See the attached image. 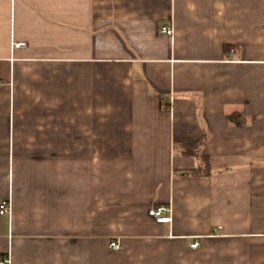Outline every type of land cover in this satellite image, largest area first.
Returning a JSON list of instances; mask_svg holds the SVG:
<instances>
[{
  "label": "crops",
  "instance_id": "1",
  "mask_svg": "<svg viewBox=\"0 0 264 264\" xmlns=\"http://www.w3.org/2000/svg\"><path fill=\"white\" fill-rule=\"evenodd\" d=\"M8 199L0 262L264 264V0H0Z\"/></svg>",
  "mask_w": 264,
  "mask_h": 264
},
{
  "label": "built area",
  "instance_id": "2",
  "mask_svg": "<svg viewBox=\"0 0 264 264\" xmlns=\"http://www.w3.org/2000/svg\"><path fill=\"white\" fill-rule=\"evenodd\" d=\"M162 33L168 35V36H173L174 30L172 27H163L162 28ZM23 46L22 44H17L16 47H21ZM169 208L167 207H158L153 209L150 212V218L154 223H159V224H166L171 222V217L166 216L165 214L169 213ZM11 213V203L10 199L3 201L0 204V215H10ZM110 249L114 251L120 250L121 243L119 240H114L110 243ZM199 247V243L195 242L191 245V248L196 249ZM0 264H11L9 258H6L0 262Z\"/></svg>",
  "mask_w": 264,
  "mask_h": 264
},
{
  "label": "trees",
  "instance_id": "3",
  "mask_svg": "<svg viewBox=\"0 0 264 264\" xmlns=\"http://www.w3.org/2000/svg\"><path fill=\"white\" fill-rule=\"evenodd\" d=\"M183 174H185V175H194V176L200 175V173L198 171H190V172H185Z\"/></svg>",
  "mask_w": 264,
  "mask_h": 264
}]
</instances>
